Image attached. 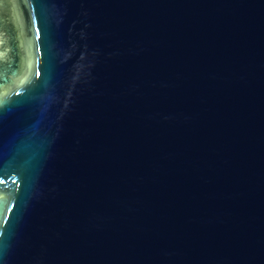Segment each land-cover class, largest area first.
<instances>
[{"label":"water","instance_id":"1","mask_svg":"<svg viewBox=\"0 0 264 264\" xmlns=\"http://www.w3.org/2000/svg\"><path fill=\"white\" fill-rule=\"evenodd\" d=\"M0 264H264V0H0Z\"/></svg>","mask_w":264,"mask_h":264}]
</instances>
